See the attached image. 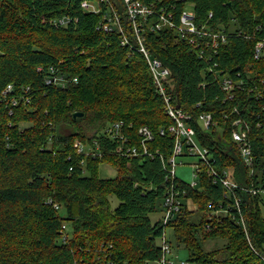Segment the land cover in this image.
Returning <instances> with one entry per match:
<instances>
[{
  "label": "trees",
  "instance_id": "obj_1",
  "mask_svg": "<svg viewBox=\"0 0 264 264\" xmlns=\"http://www.w3.org/2000/svg\"><path fill=\"white\" fill-rule=\"evenodd\" d=\"M82 1L0 0V264H159L162 236L195 264H264V0H185L199 27L227 33L214 47L173 29L144 32L149 55L169 70L165 94L190 115L211 166L240 186L229 193L200 160L195 187L170 174L173 120L130 22L124 15L122 45V33L96 29L101 14ZM153 1L176 21L185 4ZM202 113L212 117L208 129ZM237 118L248 125L250 165L231 137ZM114 122L126 142L109 135ZM141 126L153 134L151 154L120 156L119 145L139 146ZM189 155L185 144L180 157ZM104 161L115 176L100 177ZM170 186L182 205L163 223ZM208 239L223 243L208 249Z\"/></svg>",
  "mask_w": 264,
  "mask_h": 264
},
{
  "label": "built area",
  "instance_id": "obj_2",
  "mask_svg": "<svg viewBox=\"0 0 264 264\" xmlns=\"http://www.w3.org/2000/svg\"><path fill=\"white\" fill-rule=\"evenodd\" d=\"M115 3H111L106 6L105 9L102 8V3H109L108 0H83L81 7L90 13L101 14L96 29L102 30L104 32L117 31L122 33L120 43L122 45L129 44V38L124 34L123 16L125 15L127 20L132 26V32L134 35V40L138 44V49L144 54L147 59L150 71L154 78L155 83L158 86L160 93L166 103V109L168 114L172 117L173 124L168 128V131L175 136V143L173 148V155L168 160L169 161V172L174 177L176 176L175 168L178 162V158L184 153V145H187L188 153L198 157L202 163H206L209 167L210 175L213 177L214 181H220L222 186L225 188L226 193L233 192L234 189H239L240 186L231 180L227 170L222 173L218 172L214 167L211 166L210 155L208 149L202 147L198 144L195 139V130L192 126L187 124V120L190 115L183 112L179 107L170 102V96L165 94L164 80L169 75V70L163 65L161 60L158 58H152L147 49L144 46V32L148 31H158L162 29H173L180 36L186 37L192 44L200 46L201 40L207 45L212 47L219 45V43H224L227 38V33L225 31L213 32L205 31L202 27H199L195 23V12L193 9V3L185 1L184 7L179 13L178 20H175L174 14L171 11H164L162 6L157 7V4L153 0H113ZM119 1L123 4V12L119 10ZM62 21V20H61ZM202 43V42H201ZM263 42H257L254 50V57L259 58L262 55ZM222 86L227 91L230 92L233 89L232 80L224 77L222 79ZM211 115L209 113H202L199 115V121L204 129H208L211 124ZM122 122H114L110 124L108 128L109 135L119 136L125 142L123 134L120 131ZM140 134V144L136 146L135 144H121L117 147L118 154L123 156H135L141 152L144 154L149 153L147 142L152 139V132L147 126H141L138 130ZM164 131L161 130V133ZM248 125L241 118H237L233 121V128L231 130V137L233 141L239 148L240 156L243 162L250 165L252 162V151L250 147V142L248 140ZM78 152L83 151L84 145L76 140L75 145ZM87 153L95 154L96 149L90 146L86 149ZM197 160V161H198ZM196 165H194L192 170V179L189 185L195 187L197 185V170ZM255 193L257 189H246ZM240 198L235 197L234 205L239 207ZM181 200L178 197L177 189L174 186H170L167 189L164 201H163V212H162V222L166 223L176 212L179 211L181 207ZM64 227V226H63ZM161 249L163 252L162 258L159 264H171V260L168 259V254L171 252L170 246L165 238H161Z\"/></svg>",
  "mask_w": 264,
  "mask_h": 264
},
{
  "label": "rangeland",
  "instance_id": "obj_3",
  "mask_svg": "<svg viewBox=\"0 0 264 264\" xmlns=\"http://www.w3.org/2000/svg\"><path fill=\"white\" fill-rule=\"evenodd\" d=\"M79 141V140H78ZM198 160L197 156L189 155V156H182L178 158V162L175 173L178 177L182 178L183 180L190 182L192 179V170L194 167V163ZM117 173L116 167L109 162H101L99 164V175L100 177L108 178L113 177ZM112 207L117 206L119 200L115 196L110 197ZM152 219L155 220L158 217H161V212L157 214H153ZM167 234H171V229L167 228ZM223 243L221 239H208L204 241V246L208 249L214 248L216 246H220ZM168 258L171 260L172 264H195L193 261L189 260L188 251L183 246H176L173 244L171 247V252L168 254ZM151 264H158V263H151Z\"/></svg>",
  "mask_w": 264,
  "mask_h": 264
},
{
  "label": "water",
  "instance_id": "obj_4",
  "mask_svg": "<svg viewBox=\"0 0 264 264\" xmlns=\"http://www.w3.org/2000/svg\"><path fill=\"white\" fill-rule=\"evenodd\" d=\"M83 115V113H81V112H74L73 113V117L74 118H76V117H78V116H82Z\"/></svg>",
  "mask_w": 264,
  "mask_h": 264
}]
</instances>
